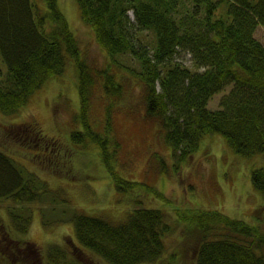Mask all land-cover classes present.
<instances>
[{
  "label": "trees",
  "instance_id": "1",
  "mask_svg": "<svg viewBox=\"0 0 264 264\" xmlns=\"http://www.w3.org/2000/svg\"><path fill=\"white\" fill-rule=\"evenodd\" d=\"M74 1L82 23L106 53V65L90 64L82 56L80 40L59 0H47L48 8L41 13L32 0H0V51L8 67L6 76L0 77V112L19 111L36 90L65 71L70 58L76 67L79 118L84 124V129L72 132V139L99 146L118 188L153 190L144 182L120 175L113 165L114 150L109 149L111 144L121 146L113 104L121 102L127 90L122 79L126 75L143 88L145 120L158 121L166 128L165 141L177 161L176 171L214 133L221 134L240 155L264 153V43L255 36L257 27L264 25V0H229L224 14L218 10L223 0ZM139 31L152 38L137 36ZM180 50L189 51L192 67L177 59ZM127 53L134 55L140 67L120 61L118 55ZM227 86L231 88L222 94L218 108H210L211 98ZM98 103L104 108L102 119L96 121L101 128H95L91 119L92 106L96 110ZM34 124L23 125L27 143L53 145L54 140ZM30 174L25 176L0 148V201L23 203L21 215L9 211L21 234H27L32 223L29 202L42 198ZM251 179L264 194V165L252 169ZM164 217L160 208L139 206L120 221L81 210L71 220L79 244L106 264H139L163 255L165 232L172 229ZM189 221L197 232L193 264H264V229L258 223L217 209H200ZM9 228L10 224L0 220V255L5 248L24 246L44 257L36 244L14 238ZM72 246L81 261L75 256L71 264L77 260L79 264H105L96 263L92 255L89 260L87 256L81 259L79 248ZM172 250L169 259L160 264H180L179 247ZM68 251L55 244L43 263L68 262L60 261ZM19 260L27 263L23 256Z\"/></svg>",
  "mask_w": 264,
  "mask_h": 264
},
{
  "label": "rangeland",
  "instance_id": "2",
  "mask_svg": "<svg viewBox=\"0 0 264 264\" xmlns=\"http://www.w3.org/2000/svg\"><path fill=\"white\" fill-rule=\"evenodd\" d=\"M71 1L75 2L59 0V3L80 40L82 56L90 64L103 67L107 63V55L91 30L82 23L77 7ZM32 2L40 13L48 8L47 0ZM228 4L229 0L220 3V14L228 12ZM130 14L134 19L132 10ZM137 36L145 40L152 38V35L140 31ZM255 36L264 43L263 24L257 27ZM179 53L177 59L192 67L189 51L180 50ZM118 58L125 65L140 67L131 53L118 55ZM67 62L65 71L36 90L19 111L0 112V148L10 155L25 176L31 173L29 179L34 177L42 196L40 200L29 202L32 223L27 234L18 231L9 213L13 211L21 215L23 203L13 204L11 199L0 201V220L10 224L9 231L14 238L31 240L44 254L43 257L32 248L26 251L24 246L5 248L0 255V264H44L45 255L55 244L70 250L60 261L66 260L68 262L63 264H71L75 256L79 260L73 243L83 255L81 259L87 256L89 260L92 255L96 263L99 260L102 263L103 258L79 244L71 220L79 210L120 221L139 206L162 209L165 221L172 226L171 231L164 235L166 249L158 260L139 264H160L161 260L169 259L175 247H179L180 264H193L192 245L197 232L189 220L200 209H217L252 224L258 223L264 229V194L255 188L251 179L252 169L264 165V153L240 155L221 134L214 133L207 135L197 152L176 171L177 161L171 156L170 146L165 141L166 128L158 121L145 120L143 88L136 80H129L127 75L122 77L127 90L121 102L113 104L121 146L116 148L111 144L109 149L114 150L113 165L120 175L144 182L153 190L143 186L129 190L118 188L102 161L99 146L92 141L76 143L72 139V132L84 129V124L79 118L81 102L76 67L70 58ZM113 67L118 65L114 63ZM7 72L8 67L0 51V77L6 76ZM230 88L227 86L223 92L215 94L209 107L218 108L222 94ZM98 104L96 110L93 106L91 110L95 128H101L96 121L102 119L104 113L103 105ZM25 122H34L43 134L54 140L53 145L44 147L33 142L29 145L28 139L22 136L27 132L23 126ZM185 237L186 241L183 240ZM182 240L185 242L181 243ZM21 256L27 263H18ZM78 260L75 264H79ZM88 260L85 261L88 263Z\"/></svg>",
  "mask_w": 264,
  "mask_h": 264
}]
</instances>
